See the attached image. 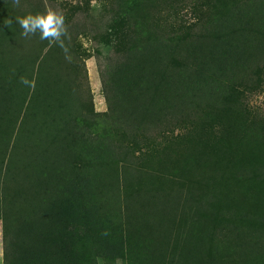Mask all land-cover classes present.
Listing matches in <instances>:
<instances>
[{
	"label": "trees",
	"instance_id": "1",
	"mask_svg": "<svg viewBox=\"0 0 264 264\" xmlns=\"http://www.w3.org/2000/svg\"><path fill=\"white\" fill-rule=\"evenodd\" d=\"M263 93L264 0H0L3 264H264Z\"/></svg>",
	"mask_w": 264,
	"mask_h": 264
},
{
	"label": "rangeland",
	"instance_id": "2",
	"mask_svg": "<svg viewBox=\"0 0 264 264\" xmlns=\"http://www.w3.org/2000/svg\"><path fill=\"white\" fill-rule=\"evenodd\" d=\"M59 1H68L73 4L80 3L81 0H59ZM51 12L53 9L49 6ZM90 20L93 19L94 23H101L103 26L106 21L104 19V12L100 4L93 2L92 10L90 11ZM82 17H80L81 19ZM84 18L81 19L80 23L84 24ZM79 22V21H77ZM86 47H90L93 57L86 61V67L89 73V85L91 93L93 94L94 103L97 112H104L106 110V101L103 95V82H102V73L108 70L112 63L115 62L116 56L110 48L98 45L95 43L91 35L83 37ZM255 106L259 107L264 111V93L259 97H256L253 100ZM4 243H3V228L2 223L0 222V264H3V255H4Z\"/></svg>",
	"mask_w": 264,
	"mask_h": 264
}]
</instances>
